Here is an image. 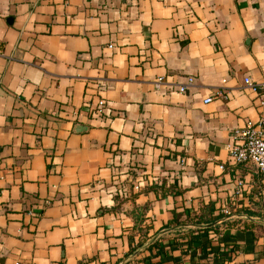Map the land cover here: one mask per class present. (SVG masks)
I'll return each instance as SVG.
<instances>
[{
  "label": "crops",
  "instance_id": "obj_1",
  "mask_svg": "<svg viewBox=\"0 0 264 264\" xmlns=\"http://www.w3.org/2000/svg\"><path fill=\"white\" fill-rule=\"evenodd\" d=\"M247 76L264 0H0V264H264Z\"/></svg>",
  "mask_w": 264,
  "mask_h": 264
},
{
  "label": "built area",
  "instance_id": "obj_2",
  "mask_svg": "<svg viewBox=\"0 0 264 264\" xmlns=\"http://www.w3.org/2000/svg\"><path fill=\"white\" fill-rule=\"evenodd\" d=\"M194 75H188L186 81L178 85L180 91H185L190 85L195 82ZM245 81L252 85L256 91L257 99L261 107L260 115L257 119L249 118L245 124L235 127L232 140L227 143V149L231 157L236 162H252L257 169L264 174V80L254 81L250 76L245 77ZM164 82L163 76H158L154 83L156 87H161ZM223 89H219L216 95H224ZM213 99V96H207L204 101L208 102ZM91 106V104H89ZM93 112L98 116L103 115L105 112L110 114L112 112L111 103L108 99L100 97L94 106ZM109 112V113H108ZM157 181L160 179L156 178ZM122 189L126 190L127 185H124ZM46 203L50 202V199H46ZM14 264H23L22 261L16 260Z\"/></svg>",
  "mask_w": 264,
  "mask_h": 264
},
{
  "label": "trees",
  "instance_id": "obj_3",
  "mask_svg": "<svg viewBox=\"0 0 264 264\" xmlns=\"http://www.w3.org/2000/svg\"><path fill=\"white\" fill-rule=\"evenodd\" d=\"M221 213H218V216H220ZM206 229H214L215 231H219L220 230V227L219 226H211V227H206ZM207 231V230H206ZM202 244V243H201ZM224 246V245H222ZM224 247H222V250H223Z\"/></svg>",
  "mask_w": 264,
  "mask_h": 264
}]
</instances>
